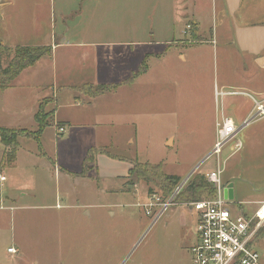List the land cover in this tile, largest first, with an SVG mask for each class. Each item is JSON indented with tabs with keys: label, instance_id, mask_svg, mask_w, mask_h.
<instances>
[{
	"label": "rangeland",
	"instance_id": "1",
	"mask_svg": "<svg viewBox=\"0 0 264 264\" xmlns=\"http://www.w3.org/2000/svg\"><path fill=\"white\" fill-rule=\"evenodd\" d=\"M14 1L15 8L4 10L5 29H9L4 36L15 44L48 45L63 36L69 43L132 38L137 42L152 32L153 42H159L174 35L166 45H152L153 55L143 61L148 74L128 89L118 94L104 92L95 101L88 97L92 98L99 85L88 83L72 89V95L85 104L74 113L75 125L94 129L98 138L94 147L120 162L131 160V169L148 163L182 180L191 172L190 178L204 177L217 163L215 157L203 159L213 147L215 119L224 114L238 126L254 113L256 102L264 104V51L259 57L242 54L234 40L235 27L264 26V0H241L234 17L224 0H200L194 14L201 23L194 27L191 14L185 15L187 24L180 19L177 0ZM181 30L183 34L177 37ZM135 49L138 55L143 48ZM83 69L75 68L69 77L59 72L47 86L59 79L75 84L82 78L90 80ZM96 70L104 83L120 82L129 73L125 67L113 71L110 62ZM55 88L56 104H64L66 93L60 83ZM44 93L41 116L48 127L39 143L27 140L23 145L38 161L44 159V153V161L51 162H47L46 173L39 168L33 174L26 168L9 172L4 186L13 193L15 211L12 216L3 213L6 224L0 252L20 245L22 257L14 264H192L188 249L196 217L177 204L154 220L160 207L148 210L144 205L154 202L148 188L157 192L155 185H144L129 174L127 179L109 174L96 179L94 174V179L86 176V180L67 184L56 180L54 164L80 171V143L73 135L66 137L67 131L54 137L57 127L52 104L56 97L47 88ZM60 113L70 114L67 110ZM24 126V132L36 130V126ZM237 140L241 143L238 151L231 143L220 154L222 181L233 185V211L250 217L264 203V117L252 120ZM12 237L18 245L12 243ZM253 246L264 264V224Z\"/></svg>",
	"mask_w": 264,
	"mask_h": 264
},
{
	"label": "crops",
	"instance_id": "2",
	"mask_svg": "<svg viewBox=\"0 0 264 264\" xmlns=\"http://www.w3.org/2000/svg\"><path fill=\"white\" fill-rule=\"evenodd\" d=\"M130 1V0H129ZM225 2V0H224ZM5 3V5H4ZM130 3V2H129ZM175 5L179 4L181 6V11H178L180 14V19L182 21L188 22V19H185V15H192L190 19L191 25L194 27L197 24L200 25L201 20L195 18L194 12L200 6V0H177L174 2ZM226 6V2L224 3ZM16 2L14 0H0V26H4L2 28V32L0 33V46L14 48L17 46L20 47H34V46H50L52 47V51L50 56L42 58L38 61L35 66L24 70L18 78L13 82L12 87L5 90L4 92H0V128L13 129V130H26L24 125H29V127L37 125L34 121V116L37 113L40 103L43 99L46 98L47 94L44 93V88H47V91H52L55 93V100L53 102V110H52V119L58 126L63 127L64 131L69 132L66 137H70L73 135L78 143H80V151L81 155L77 156L79 158V168L82 169V164L84 158L87 156L88 152L91 149H96L94 147V142L98 141L96 132L90 126H78L75 125V116L76 110L80 107H84L85 104L82 103L79 99H77L72 94V89L77 88L81 85L93 83L95 85L105 84L113 87L109 92H113L114 94H118L123 89H128L131 85L135 84V82L148 74V68L146 69L144 74L139 75L138 77L132 79V76L137 73L143 61H145L150 55H153V51L151 49L152 45L163 46L166 45L169 40L159 42H153L152 36L154 32L150 34V37L143 39L141 41H137L135 39H128L123 42H111V41H95V40H77L74 43L66 42L64 36L56 42L55 38L53 41L50 40L48 45L43 44H15L14 42H10L4 35L7 34L8 25L7 19L4 16V10L6 8H15ZM227 7V6H226ZM7 21V22H6ZM5 26L7 28L5 29ZM91 34L90 32L88 35ZM183 34V30L177 35L180 37ZM92 35V34H91ZM149 35V34H148ZM93 36V35H92ZM91 37V36H90ZM135 47H142L143 49H139L140 53L137 55V50ZM239 51V49H238ZM165 52V51H164ZM240 52V51H239ZM241 53V52H240ZM245 54V53H242ZM248 55V54H247ZM138 58V60H137ZM256 60V59H255ZM138 63H137V62ZM110 62L111 69L116 71L120 68H127L129 72L124 79L120 82L113 83H104L101 82L97 78V70L96 68H103L104 63ZM261 63L260 61H258ZM137 67V68H136ZM75 68L81 69L84 68L83 71H86L91 77L90 80H86V78H82L81 81L76 82V84L70 80L66 79L61 81L60 79L54 81V76H58L59 72L62 74V77L67 76L74 72ZM44 74V80H42L41 76ZM64 75V76H63ZM50 78H53L54 81L51 86H47ZM60 83L61 88L66 93V98L64 100V104L57 105L56 101L58 98V91L55 88V84ZM78 83V84H77ZM60 88V87H59ZM52 89V90H51ZM56 89V90H55ZM99 98V97H97ZM97 98H89L88 101H95ZM14 102H19L18 105H13ZM56 104V105H55ZM47 108V107H46ZM60 110H67L69 115H61L59 114ZM6 121V122H3ZM31 132V131H29ZM64 132V134H66ZM55 138L59 137L56 135ZM28 139L26 137H20L18 139L19 148L16 153V160L12 166L7 167L3 166V157L5 154V148L0 144V238L3 237L5 233L4 226L6 224V215L3 213H8V216H12V212L15 211L13 207L15 203V199L12 192H6V187L4 183L7 182V176L9 172H21L25 168L33 174L37 168L43 170L44 173L48 171L49 165L51 162L50 159L45 160V154L43 153V158L41 160H37V155L32 152V150H25L23 142H26ZM63 142H67V138H62ZM132 140L130 139L129 142ZM104 142L108 143L109 140L105 138ZM105 146V145H104ZM101 150V149H97ZM210 151V150H209ZM107 153V152H106ZM54 152V157H55ZM208 155V154H207ZM204 159V158H203ZM119 158L115 156L107 154H98L94 159V164L91 167V170L87 173V178L94 179V174L97 175V178L109 177L106 174L111 176H117L121 179H127L128 172L131 169L129 160L128 163H123L119 161ZM48 162V163H47ZM53 165V164H52ZM62 167V166H61ZM60 168V167H59ZM56 168V165H53L54 177L56 180H60V183H69L71 180H86L85 177L81 176H72L77 175L80 171L76 170L72 172L67 167H62L60 173V169ZM93 169L96 170V173H93ZM194 168L192 171H194ZM58 170V171H57ZM36 172V171H35ZM121 172V173H120ZM120 173V174H118ZM192 173V172H191ZM190 173V174H191ZM3 174H5L3 176ZM92 174V175H91ZM189 174V175H190ZM170 175V174H168ZM188 175V176H189ZM6 177V178H5ZM179 177V176H177ZM180 178V177H179ZM6 179V180H5ZM5 189V190H4ZM10 189V187H7ZM132 189L129 187L128 190ZM98 191V190H97ZM99 194H104L105 191H98ZM97 195V193H95ZM23 197L26 194L22 195ZM86 215H88L86 213ZM110 216H113L110 213ZM12 243L17 244L15 238L12 237ZM195 243V232L194 239L192 245ZM18 245V244H17ZM13 248V246H8L5 250L2 249L0 252V264H14L15 261H20V257H22V247L18 245V248L14 247L17 251L16 254H8L7 249Z\"/></svg>",
	"mask_w": 264,
	"mask_h": 264
},
{
	"label": "built area",
	"instance_id": "3",
	"mask_svg": "<svg viewBox=\"0 0 264 264\" xmlns=\"http://www.w3.org/2000/svg\"><path fill=\"white\" fill-rule=\"evenodd\" d=\"M232 94L222 93V95ZM261 117H264V104L256 102L254 113L238 126L224 114L215 119L213 147L204 158V162L211 157H215L217 160L215 168L204 175L206 181L214 188V195L210 199L183 204L196 217L195 243L188 249L192 264H261L260 255L254 249L253 242L256 240L260 228H263L264 203L250 217L244 215L242 211L234 212V201H229L224 197V191L229 183L222 181L223 170L219 160L222 150L229 144L233 143L234 151L241 148V143L237 140L238 134L252 120ZM64 132L63 127H58L56 135H62ZM189 179L190 175L182 180L165 200L152 195L151 201L154 202L144 205V207H147L148 210L160 207L154 220L166 208L177 205L175 199ZM148 214L150 211L146 212V215ZM16 252L14 248L7 249L8 254L14 255Z\"/></svg>",
	"mask_w": 264,
	"mask_h": 264
},
{
	"label": "trees",
	"instance_id": "4",
	"mask_svg": "<svg viewBox=\"0 0 264 264\" xmlns=\"http://www.w3.org/2000/svg\"><path fill=\"white\" fill-rule=\"evenodd\" d=\"M51 51L52 47L50 46H17L14 48L0 46V92H4L11 88L13 82L24 70L35 66V64L42 58L50 56ZM146 69L145 62H142L140 70L132 76V79L144 74ZM112 88L113 87L110 85H99L95 88L91 97L94 98L96 95L110 91ZM42 114L41 106H39V109L34 116L37 129L33 132L0 128V144L6 150L2 162L3 166L10 167L16 160V153L19 148L17 137H26L37 143L40 142L41 134L48 127V124L42 119ZM56 127L58 128L60 126L56 124ZM23 132L24 134L22 135ZM98 154L107 153L104 150L91 149L83 160L80 173L72 176L85 177L88 171L91 170V167L94 164V159ZM128 174L129 177L134 178L144 185H155L158 191L155 192L149 187L148 194L158 195L161 200L167 199L182 181L181 178L175 175H167L160 172L157 166H150L148 163L133 166ZM204 178L205 177L200 175L191 177L178 193L175 203L189 204L212 198L214 195V188Z\"/></svg>",
	"mask_w": 264,
	"mask_h": 264
},
{
	"label": "water",
	"instance_id": "5",
	"mask_svg": "<svg viewBox=\"0 0 264 264\" xmlns=\"http://www.w3.org/2000/svg\"><path fill=\"white\" fill-rule=\"evenodd\" d=\"M228 13L234 17L239 9L241 0H225ZM234 40L241 53L254 57L264 51V26H251L244 28H234ZM224 197L232 201L234 198L233 185L229 184L224 191Z\"/></svg>",
	"mask_w": 264,
	"mask_h": 264
},
{
	"label": "bare ground",
	"instance_id": "6",
	"mask_svg": "<svg viewBox=\"0 0 264 264\" xmlns=\"http://www.w3.org/2000/svg\"><path fill=\"white\" fill-rule=\"evenodd\" d=\"M261 213L263 214V211H262ZM261 213H260V214H261Z\"/></svg>",
	"mask_w": 264,
	"mask_h": 264
}]
</instances>
